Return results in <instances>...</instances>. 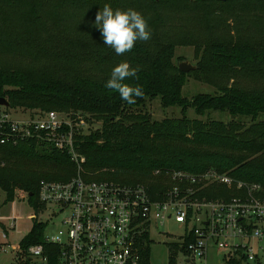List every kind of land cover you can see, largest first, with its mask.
Segmentation results:
<instances>
[{
  "label": "trees",
  "instance_id": "obj_1",
  "mask_svg": "<svg viewBox=\"0 0 264 264\" xmlns=\"http://www.w3.org/2000/svg\"><path fill=\"white\" fill-rule=\"evenodd\" d=\"M105 4L114 10L135 9L148 21L151 39L138 41L131 52L120 57V61L126 59L132 68L139 69L138 79L125 83L139 84L144 95L128 104L117 92L107 89L105 82L114 67L72 76L56 72L38 79L21 67L0 65V97L8 99L9 108H76L94 113L102 120V128L79 137L76 143L86 157L85 168L92 173L89 178L144 183L152 197L159 199L170 187L168 171L201 173L213 168L260 183L264 194V0H0V45L21 43L43 51L69 49L67 26L73 27L74 34L88 30L96 35L95 17ZM237 11L261 21L257 38L229 40L212 34L218 29L219 13L232 15ZM20 18L27 21L15 29L13 23ZM182 28H191L195 42L205 45L197 69L188 73L173 63L171 33ZM13 36L25 38L20 41ZM248 72L260 81L249 89L228 83L218 85L215 94L200 93L191 99L182 94L189 74L206 78L209 73ZM148 97H160L164 106H179L183 111L192 107L201 116L228 112L232 120L205 121L186 114L152 120L142 109ZM247 118L251 119L248 123L244 121ZM102 169L107 170L97 173ZM157 170L161 172L158 175ZM76 174L77 166L70 155L48 142L28 139L0 146V187L6 202L14 201L20 191L28 194L30 204L39 212L44 209L38 197L40 182L67 181ZM211 189L203 194L216 198L226 188L219 185ZM46 227L47 223L34 219L20 242V255L25 256L30 246L44 243ZM139 242L145 264H151L149 236L143 235ZM171 251L175 255L182 247L175 242ZM229 264L243 263L234 259Z\"/></svg>",
  "mask_w": 264,
  "mask_h": 264
},
{
  "label": "built area",
  "instance_id": "obj_2",
  "mask_svg": "<svg viewBox=\"0 0 264 264\" xmlns=\"http://www.w3.org/2000/svg\"><path fill=\"white\" fill-rule=\"evenodd\" d=\"M88 130L83 113L19 116L0 106V146L28 139L45 141L67 152L77 166V174L67 181L40 182L38 197L44 211L50 209L51 218L67 215L55 234L28 248L29 264H145L139 238L166 221H174L183 230L176 242L186 264L207 261L212 250L222 252L225 264L234 259L264 264L260 183L213 168L201 173L168 171L170 187L159 195L163 198L156 199L144 183L89 178L83 170L86 157L76 147ZM219 185L226 189L216 198L203 194ZM15 226L12 221L0 238H8Z\"/></svg>",
  "mask_w": 264,
  "mask_h": 264
},
{
  "label": "rangeland",
  "instance_id": "obj_3",
  "mask_svg": "<svg viewBox=\"0 0 264 264\" xmlns=\"http://www.w3.org/2000/svg\"><path fill=\"white\" fill-rule=\"evenodd\" d=\"M221 16L216 23L218 29L214 30L213 35L223 37L224 39L245 40L248 37L257 38L261 21L252 15H243L242 12H235L232 15L219 13ZM84 15V14H83ZM86 16V15H85ZM82 17V16H77ZM27 19L20 18L14 22L15 29H19ZM22 24V25H21ZM21 25V26H19ZM204 31V29H201ZM192 29L182 28L179 31L171 33V40L174 42L173 63L178 65L183 60H189L192 64L197 65L204 55V46H199L192 35ZM2 33V32H1ZM5 39L8 37L2 33ZM76 35L82 36L78 37ZM66 42L69 49H30L18 43L11 47L8 44H1L0 49V65L7 69L21 67L27 70L35 78L53 76L56 72L68 75H83L89 72L101 73L109 70L111 67L117 66L121 62L120 57L114 49L104 45L103 37L99 32L93 35L88 30L79 34L73 33V27L67 26L65 32ZM22 41L25 37L13 36ZM91 39L92 43H88ZM88 43V44H87ZM96 43V44H95ZM128 53V52H127ZM118 57V59H117ZM91 69V71H89ZM213 71V70H212ZM206 73H208L206 71ZM206 78L201 74H189L186 84L182 90L183 96L191 99L200 93L215 94L218 93L217 87L222 84H236L245 89H249L257 85L260 81L254 79L248 72L240 74L219 75L217 73L206 74ZM209 75V76H208ZM206 79V80H204ZM144 112H148L152 120L161 121L165 118H180L184 114L189 118H200L203 120L215 119L228 122L232 120L230 113L212 111L207 115H198L194 108L190 107L185 111L179 106L166 107L163 105L160 97L150 98L146 100V104L142 108ZM14 114L22 116L25 113H46L48 110L35 108L33 110H25L24 108L11 109ZM56 111L60 115H68L72 113H83L88 118L89 130L88 134L102 128V120H99L94 113L87 112L82 109L71 108L70 110H58L56 108L49 110ZM85 111V112H83ZM235 118V117H234ZM233 118V119H234ZM247 123L250 118L245 119ZM85 165V164H84ZM84 172L91 175L85 166ZM107 169L97 171L102 172ZM122 181V180H120ZM124 182V181H123ZM55 208V207H54ZM57 210V208H56ZM52 211L40 210L39 212L30 204L26 194L17 191L15 200L6 202V193L0 187V235L4 231V225L9 228L12 221H15V228L9 230V236L5 240L0 238V264H29L28 256L20 255L19 245L22 239L31 230L34 219L39 223H47L45 235L55 234L61 227L62 219L67 212L60 213L57 217L51 218ZM183 230L174 221H166L157 229H150V262L151 264H172V257L175 258L173 264H186V259L182 252L173 255L171 244L177 241L178 236ZM4 245V249L2 246ZM172 256V257H171ZM199 264H225L221 251L212 250L207 261L199 262Z\"/></svg>",
  "mask_w": 264,
  "mask_h": 264
},
{
  "label": "clouds",
  "instance_id": "obj_4",
  "mask_svg": "<svg viewBox=\"0 0 264 264\" xmlns=\"http://www.w3.org/2000/svg\"><path fill=\"white\" fill-rule=\"evenodd\" d=\"M94 25L100 31L104 45L114 49L117 55L131 52L138 41L147 42L151 39L147 19L132 8L114 10L105 4L97 12ZM138 71L139 69L132 68L128 62H121L112 69L105 87L117 92L124 102L133 104L136 98L144 95L143 88L139 84L132 85L125 81L138 79Z\"/></svg>",
  "mask_w": 264,
  "mask_h": 264
},
{
  "label": "water",
  "instance_id": "obj_5",
  "mask_svg": "<svg viewBox=\"0 0 264 264\" xmlns=\"http://www.w3.org/2000/svg\"><path fill=\"white\" fill-rule=\"evenodd\" d=\"M178 67L181 69V71L183 72H191L195 69H197V65L192 64L189 60H183L178 64ZM0 106H4V107H10V102L8 101V99L6 97H0ZM234 118V116H233ZM32 195V193H30V196Z\"/></svg>",
  "mask_w": 264,
  "mask_h": 264
}]
</instances>
